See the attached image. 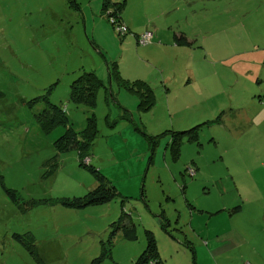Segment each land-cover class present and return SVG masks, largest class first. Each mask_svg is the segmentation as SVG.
Listing matches in <instances>:
<instances>
[{
    "label": "rangeland",
    "instance_id": "obj_1",
    "mask_svg": "<svg viewBox=\"0 0 264 264\" xmlns=\"http://www.w3.org/2000/svg\"><path fill=\"white\" fill-rule=\"evenodd\" d=\"M97 1L0 0V264H134L147 231L164 264H264V0H127L124 19L160 30L147 46ZM85 72L103 84L94 108L71 100ZM50 104L77 134L95 119L88 159L57 151L65 127L41 129ZM193 129L174 158L172 133ZM103 185L113 201L68 204ZM124 214L136 240L114 227Z\"/></svg>",
    "mask_w": 264,
    "mask_h": 264
},
{
    "label": "trees",
    "instance_id": "obj_2",
    "mask_svg": "<svg viewBox=\"0 0 264 264\" xmlns=\"http://www.w3.org/2000/svg\"><path fill=\"white\" fill-rule=\"evenodd\" d=\"M76 5L77 8L80 9L79 5ZM125 9L126 0H102L101 12L103 15H106L108 17L109 21H111L115 30L118 33V27L126 26L122 18ZM130 32L131 31L129 30L128 34H130ZM139 37L140 36H137V41ZM174 39L177 45L189 43L188 39L184 34L179 35L175 33ZM102 85V82L99 80L95 72H85L72 84L71 100L77 105H88L94 108L96 105L97 91L99 88L102 87ZM135 87H138V90L133 89L131 87L130 90L136 92L137 94H140V107H142L143 109H148L154 106V103L156 101L155 94L151 87L148 85V83L143 81H137ZM127 113L128 112H125L124 118H126ZM65 114V110L62 111L60 107L50 104L49 106H47V108H45L43 111L39 112L36 115V119L41 129L47 134L51 133L52 131L56 130L61 126L65 127L66 133L55 142V148L58 152L76 149L80 155V158L86 160L89 157L88 153L90 151L91 142L98 135L96 121L94 118H90L88 120L86 129L82 133L77 134L73 131L71 127H69V121L65 117ZM196 133V129H193L191 131L172 133V143L169 147L171 151L175 154L174 158L180 157V152L184 144V140H188L189 142H195L197 140ZM54 160H57V156L54 158ZM104 186L105 185L85 197L74 198L72 201H69L68 204L71 206L75 205L81 208L92 204L108 203L113 201L117 197V192L115 188H109ZM8 194L11 196L14 202L17 201V196L15 194H13L12 192H8ZM126 217H128V215L124 214L121 220L114 224V227L116 228V230H123V235L126 239L136 240V226L133 223V225L130 224V226L124 224V220H126ZM14 238L23 243L25 247L29 248L30 253L35 255V251L32 250L33 246H27L24 243L23 237L21 235L15 234ZM193 253L195 254V252ZM38 261H40V264H43L40 259H38ZM100 263V259H97L93 262V264ZM134 264H164L163 260L161 259L160 253L158 252V244L152 232L147 231V246Z\"/></svg>",
    "mask_w": 264,
    "mask_h": 264
},
{
    "label": "crops",
    "instance_id": "obj_3",
    "mask_svg": "<svg viewBox=\"0 0 264 264\" xmlns=\"http://www.w3.org/2000/svg\"><path fill=\"white\" fill-rule=\"evenodd\" d=\"M127 3L128 2L126 0V4ZM95 6H96L95 8H97V11L101 10L102 9V0L101 1L99 0V1L95 2ZM94 14L95 15L97 14V12H95V10H94ZM122 18H123L124 24L129 28L130 31L135 30V32H141L142 34H143V32H145V33H147V32L153 33V31L155 33L160 32V30L158 29V27L153 24V21L152 20H149V19L148 20H145L144 19V16H142L139 20H134L132 18H126V19H124V17H122ZM174 42H175V39H174ZM258 81H259V84H260L259 85V91H260L259 98H260V100H257L256 99L255 100V104L261 110V111H258V113L260 114L261 112L264 113V104L262 103V101L264 100L263 99L264 98L263 97L264 96V85H263V82L264 81H262L261 78H259ZM260 115H264V114H260ZM260 119L263 121V122H261L260 125H263L264 124V118L260 117ZM232 214H235V213L233 212Z\"/></svg>",
    "mask_w": 264,
    "mask_h": 264
},
{
    "label": "built area",
    "instance_id": "obj_4",
    "mask_svg": "<svg viewBox=\"0 0 264 264\" xmlns=\"http://www.w3.org/2000/svg\"><path fill=\"white\" fill-rule=\"evenodd\" d=\"M118 31L123 36H125L129 33V29L126 26L118 27ZM153 37H154V34L151 32L144 33L143 35H141L139 37L138 44L140 46L150 45L152 43ZM87 162H89V160H87Z\"/></svg>",
    "mask_w": 264,
    "mask_h": 264
}]
</instances>
